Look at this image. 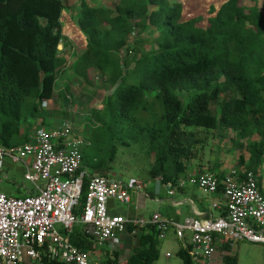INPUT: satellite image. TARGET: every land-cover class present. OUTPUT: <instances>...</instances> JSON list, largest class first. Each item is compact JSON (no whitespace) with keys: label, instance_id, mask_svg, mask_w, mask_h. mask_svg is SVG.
<instances>
[{"label":"trees","instance_id":"1","mask_svg":"<svg viewBox=\"0 0 264 264\" xmlns=\"http://www.w3.org/2000/svg\"><path fill=\"white\" fill-rule=\"evenodd\" d=\"M79 7L82 14L74 24L87 44L72 69L85 83L96 71L104 84L94 92L102 98L99 108L85 118L88 133L80 136L85 183L76 215L83 211L89 178L111 177L120 148L139 149L151 161L150 179L175 184L194 161L215 152L219 136L220 144L229 142L228 151L241 153L235 168L242 178L259 175L264 2L223 0L219 9H211L206 27L200 18L187 19L182 3L169 0H116L112 8L81 0ZM65 10V0H0V148L29 143L37 123L41 130L52 119L45 105L56 99L67 103L71 96L68 88L56 92L58 79L69 69L59 50ZM148 32L154 37L145 38ZM219 168L216 162L209 173L221 180ZM159 235L154 225L140 230L123 264H156ZM71 241L80 250L95 251L92 236L81 226ZM221 250L230 251V245ZM177 256L182 264H194L187 249L179 248ZM119 257L117 251L107 253L103 264H120ZM224 262L237 264V259L225 255Z\"/></svg>","mask_w":264,"mask_h":264},{"label":"built area","instance_id":"2","mask_svg":"<svg viewBox=\"0 0 264 264\" xmlns=\"http://www.w3.org/2000/svg\"><path fill=\"white\" fill-rule=\"evenodd\" d=\"M30 139L15 148H0V184L2 163L4 157H9L14 163L24 164L25 179L33 185L34 192L12 197L0 189V264H45L44 258L61 264H98L91 261L93 252L80 250L72 243L77 226L90 233L95 249L117 244L118 236L123 234L134 238L149 225L160 231L159 239H164L169 230L182 243L190 235V242L182 248L188 250L194 264H211L223 244L246 241L264 245V194L253 173H245L242 178L234 168L226 174L221 193L226 216L218 219H188L175 224L158 215L149 220L110 215L109 203L130 205L134 189L104 175L89 178L83 211L76 215L85 183V140L70 122L38 130ZM187 182L205 195L219 192L220 182L214 174L203 173ZM167 187L173 194V183H167ZM129 255L119 257V263H125Z\"/></svg>","mask_w":264,"mask_h":264},{"label":"rangeland","instance_id":"3","mask_svg":"<svg viewBox=\"0 0 264 264\" xmlns=\"http://www.w3.org/2000/svg\"><path fill=\"white\" fill-rule=\"evenodd\" d=\"M67 5V10H65L62 23H63V32L72 42L76 41L71 38L72 32L69 30H75L76 25L75 19L79 17L82 12L79 7L81 0H65ZM86 3L93 7H109L112 8L115 5L116 0H85ZM170 2H179L183 4L184 7V16L187 19L200 18L202 22L200 25L206 27L209 18L211 17V9H219L223 0H207V1H193V0H169ZM260 3H263L264 0H259ZM64 36V37H66ZM153 38L154 36L148 32L145 34V38ZM61 46V45H60ZM150 47L147 46L146 49ZM68 71L73 73V69H67L58 79L56 83V92L57 94L65 89H70L71 96L68 99L67 103H61L57 99L54 102H49L45 105L48 109V113L52 114V119L48 120V126H44V130H49L53 127L64 122H70L74 125L75 131L78 136L86 137L88 133V127L85 125L86 116L92 109L99 108L101 97H94V92H99V88L104 84V77L96 71H91L87 76L88 82L82 81L76 77V73L70 75ZM82 81V82H81ZM85 83V84H84ZM56 94V95H57ZM185 95H181V99L184 100ZM68 109V110H67ZM66 110L65 117L62 116V113ZM35 126V129L31 132V135L35 134L40 128L38 125ZM219 136H216L214 141L213 149L215 154L220 152V150L227 149L229 147L228 141L220 144ZM220 146L218 149L216 146ZM225 156V151L220 152ZM228 161V156L226 157ZM151 161L146 157V155L139 149L131 148H120L116 156V159L112 165V170L110 172L111 178L114 180L122 181L129 187H135L140 191H144L148 188L149 185L153 184V180L149 178V168ZM262 171L258 176H262V181L264 182V162L262 166ZM3 171V181L0 184V189L5 194L12 197H24L27 194L28 190L33 188V185L25 179L26 168L21 162L14 163L11 158L4 157L2 163ZM259 177V178H260ZM264 187V186H263ZM134 188V189H135ZM112 209H116L117 213L121 217H126L127 213L132 209V205H123L119 203L112 202L110 204ZM152 209L142 210V214L147 216V213ZM82 228V227H81ZM170 234V233H169ZM176 238V237H175ZM159 252L160 258L156 264H182L181 259L177 256V252L181 245L185 243L179 242L177 239L171 238V235H166L164 239H159ZM188 243L190 242V235L187 238ZM120 237L117 238V244L112 245L111 247H98L93 251L91 261L103 264V258L99 257V254L112 253L114 249H119ZM96 253V254H95ZM170 254V258L167 259L166 255ZM233 255V254H232ZM237 259V264H264V245L263 244H254L250 242H240L238 247L235 250L234 254ZM224 252L217 251L211 260V264H225L224 262ZM96 257V258H95ZM98 257V258H97ZM105 257V256H103Z\"/></svg>","mask_w":264,"mask_h":264},{"label":"crops","instance_id":"4","mask_svg":"<svg viewBox=\"0 0 264 264\" xmlns=\"http://www.w3.org/2000/svg\"><path fill=\"white\" fill-rule=\"evenodd\" d=\"M69 31L73 33L71 34V38L76 41L72 42V40L64 35L65 32H63V35L66 37L64 43L59 47V50L62 52V56L67 60L69 69H71V67L76 65V62L85 52L87 43L86 37L80 31V29L75 27V30L71 29ZM68 73L70 75H73L74 71L73 73L71 71H68ZM223 150L225 151V156H223L221 153L215 154V152H212L211 154H206L204 158H202V160L198 159L194 161L191 169L186 173L185 177L173 184V194H170L167 183H164L161 179L153 180V184L149 185L148 187L150 189L144 191H140L139 189H136L134 187L135 189L133 188L134 190H132L131 192L132 209L127 213L126 217L122 218H142L145 220H149L153 216L158 215L164 221L172 222L175 224H182L188 219H198L205 221L218 219L223 216L225 210V201L221 194L222 192H218L215 195H205L199 189L187 182L190 177H196L203 173H209L210 168L214 167L216 162H219L220 168L218 169L219 171H216V173L222 176V179L219 181L221 184H223L226 174H228L232 169L235 168L236 160L241 155V153L237 151H228V148ZM227 156L230 161L227 160ZM244 157L247 158V154L244 153ZM261 179L262 176L260 177L259 184L261 185V191L264 194V182ZM183 182L184 185L180 186L179 184ZM33 193L34 192L32 188L31 190L27 191V194L25 196L31 195ZM111 203L112 202L109 203L110 215L121 217L117 213V210L115 208H111ZM214 205H218V207L214 208ZM146 209L152 210L147 213V216H144L142 214V210ZM168 235H171V238H173V240L176 239L173 230H169L167 232V236ZM119 237L123 242H119V249L114 251L119 252L120 258H122L130 254V249L134 244V238H132L128 234H123ZM186 243L188 244L187 240ZM239 243L226 244L230 245V251H225L224 254L230 257H234L235 250L238 247ZM182 246L184 245H181V247ZM222 246H224V244ZM222 246H219V251H222ZM100 256V259H105L106 257L103 252L99 254V257Z\"/></svg>","mask_w":264,"mask_h":264}]
</instances>
